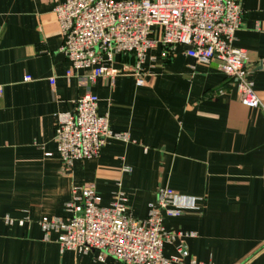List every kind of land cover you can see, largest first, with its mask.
<instances>
[{"label":"crops","instance_id":"obj_1","mask_svg":"<svg viewBox=\"0 0 264 264\" xmlns=\"http://www.w3.org/2000/svg\"><path fill=\"white\" fill-rule=\"evenodd\" d=\"M64 1L0 0V264H126L99 260L98 251L62 252L56 232L45 238L38 220L70 216L73 188L88 183L104 206L123 190L139 218L160 188L174 189L183 213L165 217V228L195 236L166 242V256L183 244L187 260L264 264V0H241L234 40L248 51L260 106L242 104L215 61L196 63L185 45L171 49L156 37L142 64L144 85L131 54L116 56L114 79L91 85L99 113L129 139L110 140L99 157L70 169L57 150L56 121L86 92L87 69L68 75L55 13ZM6 216L27 220L8 224Z\"/></svg>","mask_w":264,"mask_h":264},{"label":"built area","instance_id":"obj_2","mask_svg":"<svg viewBox=\"0 0 264 264\" xmlns=\"http://www.w3.org/2000/svg\"><path fill=\"white\" fill-rule=\"evenodd\" d=\"M63 35L62 52L73 70L87 69L82 76L86 92L75 102L72 111L59 113L55 141L64 166L70 169L75 161L94 159L112 139L128 140V134L110 128L108 115L98 111L99 97L91 85L99 77L114 79L113 69L119 54L136 59L134 74L138 86L145 84L142 64L156 37L174 48L186 46V54L196 63L215 61L221 72L235 82L239 99L249 108L261 105L254 83L249 78L248 51L234 46L243 9L241 0H65L55 8ZM25 81L32 77L26 75ZM54 84V78H51ZM48 155H51L49 153ZM123 170L131 172L130 166ZM177 192L162 187L150 204L146 218L129 211L128 198L118 190L108 206L101 204L94 183L74 187L66 202L68 217L43 216L38 223L49 239L58 233L61 251L80 253L98 251L97 258L112 256L126 264H215L190 256L181 244L177 253L164 255V244L177 236L195 233H170L165 217H179L183 210L176 205ZM8 224L24 225L26 218L6 216Z\"/></svg>","mask_w":264,"mask_h":264}]
</instances>
